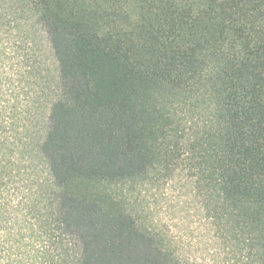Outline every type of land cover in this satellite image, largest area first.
<instances>
[{"label":"trees","instance_id":"obj_1","mask_svg":"<svg viewBox=\"0 0 264 264\" xmlns=\"http://www.w3.org/2000/svg\"><path fill=\"white\" fill-rule=\"evenodd\" d=\"M5 15L39 25L57 64L43 195L75 264H190L116 190L179 169L222 264H264V0H0Z\"/></svg>","mask_w":264,"mask_h":264},{"label":"rangeland","instance_id":"obj_2","mask_svg":"<svg viewBox=\"0 0 264 264\" xmlns=\"http://www.w3.org/2000/svg\"><path fill=\"white\" fill-rule=\"evenodd\" d=\"M46 34L28 18L0 23V264H75V239L58 228L44 190L52 188L40 150L56 68ZM144 224L173 241L190 264H222L194 181L183 169L169 180L117 186ZM36 199H33L37 196Z\"/></svg>","mask_w":264,"mask_h":264}]
</instances>
